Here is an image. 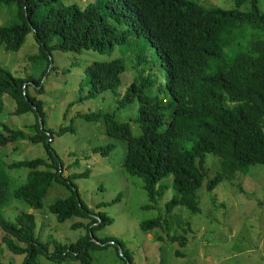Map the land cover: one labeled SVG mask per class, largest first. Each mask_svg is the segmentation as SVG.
<instances>
[{
	"label": "trees",
	"instance_id": "obj_1",
	"mask_svg": "<svg viewBox=\"0 0 264 264\" xmlns=\"http://www.w3.org/2000/svg\"><path fill=\"white\" fill-rule=\"evenodd\" d=\"M235 2L236 9L207 10L193 0H98L84 7L65 5L61 0H0V6H17V23L0 26V47L4 45L9 51L19 50L30 33L34 34L46 57L53 50L81 53L92 49L112 53L128 41L130 34L145 39L155 48L166 69L165 87L174 99V106L146 94V88L154 85L149 73L141 77L142 80L134 81L119 101L120 109L140 103L137 121L141 134L134 135L131 124L119 122L112 113L78 117L103 119L108 134L128 141L123 165L129 175L143 179L149 200L144 209H155L163 190L160 184L165 180L171 183L177 194L165 205V211L184 234L168 232V237L181 246L188 243L186 233L190 222L181 214H175L178 209L184 208L191 215L201 213V188L212 192L224 179L231 181L236 173L246 174L253 165L264 164V36L254 37L248 50H227L238 40L234 30L248 26L264 33V13L260 11L259 0ZM246 2L250 9L241 11ZM42 9H45L44 14L38 18L36 15ZM124 26L129 29L121 31ZM126 71L122 57L88 64L84 69L88 91L81 100L117 92ZM31 84L39 87L41 79L17 78L0 64V115L5 108L3 97L9 95L14 103V115L33 113L36 117L33 124L23 129L0 122V151L9 144L27 140L43 144L47 152V157L7 164L11 169L23 166L30 169L26 184L15 190L13 197L40 211L53 183H63L72 193L52 204L50 212L59 222L73 217L88 219L86 223L75 221L72 224L74 229L85 227L86 233L71 244L55 241L54 250L49 251L52 241L41 242L36 237L35 214H18L14 221L2 214L1 208L7 203L8 183L0 178L2 242L12 253L24 255L22 264H39L41 254L56 264L70 259L93 264L92 249L113 245L126 259L125 264H135L131 251L125 249L121 241L96 234L97 229L112 224L114 219L95 212L79 198L74 180L88 178L90 171L65 177L64 165L52 148L54 133L75 131V127L61 126L56 131L46 128L43 103L29 94ZM116 147V143H110L96 151L109 156ZM208 153L217 156L220 163V171L212 176L207 167ZM160 227H164L162 216L141 223L146 233ZM119 244L124 248L123 254Z\"/></svg>",
	"mask_w": 264,
	"mask_h": 264
},
{
	"label": "rangeland",
	"instance_id": "obj_2",
	"mask_svg": "<svg viewBox=\"0 0 264 264\" xmlns=\"http://www.w3.org/2000/svg\"><path fill=\"white\" fill-rule=\"evenodd\" d=\"M193 1L207 10L236 9L235 0ZM97 2L98 0H61L62 4L80 7ZM259 7L261 13H264V0H259ZM249 9V2L240 8L244 12ZM44 10H40L36 16L42 17ZM16 12V4L1 5L0 26L16 24ZM127 29V26L120 28L121 31ZM233 32L238 40L227 47L228 52L248 50L249 42L254 37L260 39L264 36L263 31L252 30L248 26ZM133 35L130 34L128 41L119 45L112 53L92 49L83 50L81 53L53 50L46 57L39 49L34 34L30 33L19 50L9 51L4 45L0 47V64L17 78H33L38 81L41 79L39 87L33 84L29 86V94L42 101L46 128L56 131L61 126L75 127V131L54 133L52 148L64 165L65 177L90 171L88 178L74 180L79 198L95 212L114 219L112 224L96 230L98 236L121 241L125 249L131 251L135 264H264V164L253 165L246 174L236 173L231 181L224 179L212 192H207L205 187L201 188V213L191 215L184 208L178 209L175 214H181L190 222L186 233L188 243L181 246L178 241H170L168 237V232L171 235L184 234L183 229L173 224L172 216L165 211V205L177 194L171 183L165 180L160 184L163 190L157 198L155 209H144L149 200L143 188V179L129 175L123 165L128 153V141L108 134L103 119L84 120L78 117L92 113H112L119 122H129L134 135L141 134V125L137 121L140 103L136 102L120 109L119 101L134 81L142 80L141 77L149 73L154 85L152 88H146V94L152 98L164 99L170 106L175 105L173 97L166 91V69L160 63L155 48L145 39ZM116 57H122L127 65L118 91H109L95 99L82 101L88 91L85 67L93 61ZM159 88L163 90L160 92ZM3 101L5 108L0 115V122L23 129L36 121L33 113L14 115V103L9 95L3 97ZM166 114L170 118V111ZM110 143H116L117 147L109 156H102L96 151L97 148ZM36 157H47L46 149L41 143L18 141L1 149L0 178L8 183L7 203L1 208V212L11 221H14L18 214H35L36 237L41 242L51 240L49 251H53L55 241L71 244L85 234V227L74 229L72 224L75 221L86 223L88 219L73 217L59 222L50 212L52 204L72 193L63 183H53L40 211L13 197L14 191L26 184L30 169L26 166L11 169L7 164ZM207 167L210 176L219 172V158L208 153ZM119 197L121 199L114 203ZM105 203L110 205H101ZM98 205L101 206L97 209ZM157 216L163 217L164 227L144 232L141 223ZM2 235L0 228V262L22 264L24 255L9 251L2 242ZM91 255L93 264L126 262V259L118 254L115 245L94 248ZM38 260L39 264H56L45 254L39 255ZM61 264L80 263L70 259Z\"/></svg>",
	"mask_w": 264,
	"mask_h": 264
},
{
	"label": "water",
	"instance_id": "obj_3",
	"mask_svg": "<svg viewBox=\"0 0 264 264\" xmlns=\"http://www.w3.org/2000/svg\"><path fill=\"white\" fill-rule=\"evenodd\" d=\"M26 85L24 86V89H25ZM41 121V120H40ZM111 243H115V241H112ZM119 248H120V251H121V254L124 253V248L122 245L119 244Z\"/></svg>",
	"mask_w": 264,
	"mask_h": 264
}]
</instances>
